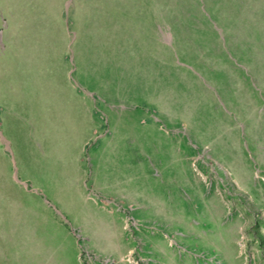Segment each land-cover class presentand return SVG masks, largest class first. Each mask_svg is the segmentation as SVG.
Instances as JSON below:
<instances>
[{
  "label": "rangeland",
  "instance_id": "obj_1",
  "mask_svg": "<svg viewBox=\"0 0 264 264\" xmlns=\"http://www.w3.org/2000/svg\"><path fill=\"white\" fill-rule=\"evenodd\" d=\"M0 264H264V0H0Z\"/></svg>",
  "mask_w": 264,
  "mask_h": 264
},
{
  "label": "crops",
  "instance_id": "obj_2",
  "mask_svg": "<svg viewBox=\"0 0 264 264\" xmlns=\"http://www.w3.org/2000/svg\"><path fill=\"white\" fill-rule=\"evenodd\" d=\"M221 224V223H220ZM199 228V227H198ZM198 228H190V231H192L193 233H191L190 231V236H194V237H196V235H198V234H200V233H205V239H207V236H209V232L207 231V230H205L204 232H203V229L202 230H199ZM194 229H195V231H194ZM212 234V233H211ZM211 237V236H210Z\"/></svg>",
  "mask_w": 264,
  "mask_h": 264
},
{
  "label": "water",
  "instance_id": "obj_3",
  "mask_svg": "<svg viewBox=\"0 0 264 264\" xmlns=\"http://www.w3.org/2000/svg\"><path fill=\"white\" fill-rule=\"evenodd\" d=\"M16 179H17V177H16Z\"/></svg>",
  "mask_w": 264,
  "mask_h": 264
}]
</instances>
